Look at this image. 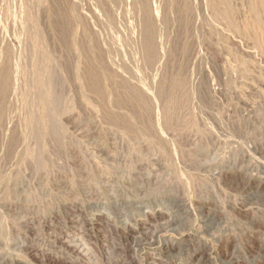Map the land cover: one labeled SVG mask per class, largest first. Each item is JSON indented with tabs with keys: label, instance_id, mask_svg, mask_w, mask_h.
Segmentation results:
<instances>
[{
	"label": "rangeland",
	"instance_id": "1",
	"mask_svg": "<svg viewBox=\"0 0 264 264\" xmlns=\"http://www.w3.org/2000/svg\"><path fill=\"white\" fill-rule=\"evenodd\" d=\"M226 1L0 0V264H264V0Z\"/></svg>",
	"mask_w": 264,
	"mask_h": 264
},
{
	"label": "bare ground",
	"instance_id": "2",
	"mask_svg": "<svg viewBox=\"0 0 264 264\" xmlns=\"http://www.w3.org/2000/svg\"><path fill=\"white\" fill-rule=\"evenodd\" d=\"M6 1V0H5ZM226 1V0H225ZM227 2V1H226ZM6 3V2H5ZM10 3V2H9ZM223 3V2H222ZM2 5H3V2H2ZM7 6V5H6ZM229 6V5H228ZM11 11H12V9H11ZM3 13V12H2ZM7 15V14H6ZM225 15H227V14H225ZM5 16V15H4ZM8 17V16H7ZM10 17V16H9ZM5 19V18H4ZM3 20V19H2ZM25 29V28H24ZM29 31V30H28ZM21 32H23V31H21ZM5 34V33H4ZM16 35V34H15ZM28 36V35H27ZM11 37V36H10ZM23 37V36H22ZM21 37V38H22ZM25 37V36H24ZM31 37V36H30ZM2 38V37H1ZM12 38V37H11ZM27 38V37H26ZM0 40H2V39H0ZM17 40V39H16ZM21 41V40H20ZM25 41H27L28 42V40H25ZM8 42V41H7ZM14 42V41H13ZM22 42V41H21ZM6 43V42H5ZM19 43V42H18ZM29 43V42H28ZM0 44H2V43H0ZM8 44V43H7ZM23 45V44H22ZM27 45H29V44H27ZM8 47V46H7ZM16 47V46H15ZM22 47H24V46H22ZM29 47V46H28ZM3 49V48H2ZM5 49H6V47H5ZM1 50V49H0ZM12 51V50H11ZM22 51V50H21ZM20 52V51H19ZM23 52V51H22ZM9 53V52H8ZM21 53V52H20ZM25 53V52H24ZM26 54V53H25ZM15 55H17V53L15 54ZM22 55V54H21ZM13 56V55H12ZM24 56V55H23ZM2 57H4V56H2ZM19 57V56H18ZM8 58V57H7ZM20 58H22V56L20 57ZM19 58V59H20ZM1 60H2V58H0ZM4 59V58H3ZM9 59V58H8ZM16 59V58H15ZM27 61H29V59L27 60ZM26 61V62H27ZM23 62V61H22ZM2 63V62H1ZM5 63H7V62H5ZM8 65V64H7ZM17 65H18V63H17ZM20 65V64H19ZM5 66V65H4ZM12 66V65H11ZM16 66V65H15ZM28 66V65H27ZM6 67V66H5ZM14 67V66H13ZM13 67H11V68H13ZM18 67V66H17ZM19 68V67H18ZM5 69V68H4ZM23 69V68H22ZM26 69V68H25ZM24 69V70H25ZM28 69V68H27ZM6 70V69H5ZM30 71V70H29ZM13 72V71H12ZM20 72V71H19ZM7 73V72H6ZM9 73H11V71L9 72ZM18 73V72H17ZM28 73V72H27ZM26 73V74H27ZM13 74H15V73H13ZM25 74V73H24ZM11 75V74H10ZM18 75V74H17ZM20 75V74H19ZM29 75V74H28ZM31 75V74H30ZM5 76V75H4ZM13 76H15V75H13ZM12 76V77H13ZM11 77V76H10ZM11 77V78H12ZM16 78V77H15ZM14 77H13V79H15ZM17 78H19V77H17ZM23 78V77H22ZM20 81V80H19ZM6 82V81H5ZM30 82V81H29ZM12 84V83H11ZM20 84V83H19ZM22 84V83H21ZM13 85V84H12ZM23 85V84H22ZM28 85H29V83H28ZM21 86V85H20ZM28 87V86H27ZM4 88V87H3ZM8 88V87H7ZM20 88H22V87H20ZM30 88V87H29ZM10 89V88H9ZM18 91V90H17ZM22 93V92H21ZM11 94V93H10ZM27 96V95H26ZM21 97H23L24 99H25V97L24 96H21ZM19 99H20V97H19ZM23 99V100H24ZM20 100H22V98L20 99ZM19 100V101H20ZM13 102V101H12ZM24 102V101H23ZM27 102V101H26ZM30 102V101H29ZM18 105V104H17ZM27 105V104H26ZM24 106H25V104H24ZM8 108V107H7ZM5 109V108H4ZM10 110V109H9ZM21 110V109H20ZM28 110V109H27ZM19 111V110H18ZM21 112V111H20ZM23 112V111H22ZM14 113H15V111H14ZM28 113V112H27ZM22 114V113H21ZM7 116V115H6ZM9 116V115H8ZM13 116V115H12ZM10 117V116H9ZM28 119V118H27Z\"/></svg>",
	"mask_w": 264,
	"mask_h": 264
}]
</instances>
